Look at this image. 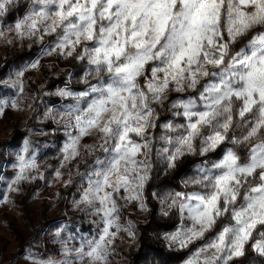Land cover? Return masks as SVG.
<instances>
[{"label": "snow or ice", "instance_id": "6c2138e0", "mask_svg": "<svg viewBox=\"0 0 264 264\" xmlns=\"http://www.w3.org/2000/svg\"><path fill=\"white\" fill-rule=\"evenodd\" d=\"M17 3L0 0V18ZM14 30L21 39L53 37L42 55L76 54L85 66L81 82L87 87L58 90L72 103L45 112L65 124L61 167L80 156L81 141L92 133L98 143L86 151L101 149L76 201L99 217L96 234L69 247L75 237L62 239L64 229L58 230L55 243L65 259L33 264H111L116 235L135 236L131 223H120L118 199L147 211L144 193L155 163L175 168L186 155L207 157L222 148L217 159L198 165L183 181L197 190L169 191L162 198L152 193L182 221L165 239L183 248L212 234L185 264H234L250 241L264 257V0H31ZM38 67L35 61L15 73L14 96L0 99V116L18 108L22 78ZM169 90L185 95L166 102ZM166 104L173 119L161 124L154 105ZM245 144L251 146L242 157L236 147ZM15 159L18 171L9 191L44 179L30 175L38 165L28 141ZM55 178H62L59 170Z\"/></svg>", "mask_w": 264, "mask_h": 264}, {"label": "rangeland", "instance_id": "374dc122", "mask_svg": "<svg viewBox=\"0 0 264 264\" xmlns=\"http://www.w3.org/2000/svg\"><path fill=\"white\" fill-rule=\"evenodd\" d=\"M30 3L31 0H18L16 7L0 18V99L14 96L15 90L10 85L17 71L39 61V67L25 72L22 78L24 92L18 100V108L9 107L0 116V196L7 201L0 202V264H33V259L63 261L65 257L60 253V245L55 243V232L64 229L61 238L75 237L69 242V247H78L81 236L96 234L94 221L99 220V217L86 214L87 205L76 203L82 187L87 186L86 182L82 184V178L87 174L89 165L101 155L99 147L92 152L86 151L88 146L98 143L96 133L81 141L77 159L61 167V149L66 140L65 124L63 120L53 121L45 117L47 109L72 103L56 95L58 90L67 88L78 92L87 87L81 82L85 66L76 59V54L67 58L55 53L42 55L45 45L53 37L45 36L40 40L35 36L24 39L16 36L14 24L27 13ZM246 39L236 47L246 43ZM88 80L94 83L96 77H89ZM2 81H8V84ZM184 95L169 90L165 99L167 102ZM154 107L160 115L159 123L172 117L167 104L163 108ZM154 134L158 141L163 130L159 129ZM233 134L239 135L240 130L236 129ZM25 141L37 151L38 170L30 175H43L44 179L23 181L12 185L18 191H9L8 185L18 171L13 167L16 164L15 154ZM159 146L157 143L156 147ZM250 146H238L236 151L243 157ZM226 147L233 146L228 144ZM223 150L207 157L186 155L176 162L175 168L155 163L153 179L144 193L147 211H141L135 203L118 199L122 209L120 223H131L135 236L129 237L126 231L116 235L111 264H185L195 255L212 234L183 248L170 244L165 236L178 230L182 223L180 214L173 208L162 206L152 193H161L162 198L169 191L197 190L192 185L184 187L183 181L194 174L198 165L217 159ZM56 170L61 172L60 180L55 178ZM162 207L167 215L161 211ZM251 243L246 246L245 255L236 258L234 264H264V257L252 250Z\"/></svg>", "mask_w": 264, "mask_h": 264}, {"label": "trees", "instance_id": "16d2710c", "mask_svg": "<svg viewBox=\"0 0 264 264\" xmlns=\"http://www.w3.org/2000/svg\"><path fill=\"white\" fill-rule=\"evenodd\" d=\"M173 119V117H169V120H172Z\"/></svg>", "mask_w": 264, "mask_h": 264}]
</instances>
